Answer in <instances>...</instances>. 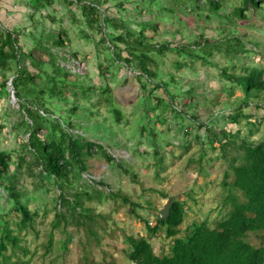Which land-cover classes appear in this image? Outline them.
Listing matches in <instances>:
<instances>
[{
	"label": "trees",
	"instance_id": "obj_1",
	"mask_svg": "<svg viewBox=\"0 0 264 264\" xmlns=\"http://www.w3.org/2000/svg\"><path fill=\"white\" fill-rule=\"evenodd\" d=\"M55 1L35 0L39 9L41 6L52 5ZM62 1V7L75 4L80 10V23L85 25L81 32L86 38L92 37L90 32L94 30L100 34L96 45L100 43L105 49L111 50L107 61L122 63L118 66L133 72L137 70L138 74L135 76L142 79V82L151 80L153 86H164L163 82H154L152 78L157 77L159 56L168 50L186 54V57L175 61L177 69H180L187 59L211 58L214 53L222 50L226 56L235 60L220 68V74L227 80V95L235 98V102L231 103L232 111L216 115L222 122L218 128L208 126V123L204 122L197 125V129L204 127V133L198 135L201 147L204 144L213 147L214 143H218L224 154L227 147L240 151V154L230 155L227 163L234 174L233 187L224 196L226 203L230 204L229 209L218 218L213 227L206 221L193 222L181 234L179 226L183 223L186 213L185 203L178 198L172 199L169 214L164 219L154 216V224V217L150 220L137 214L133 207L131 211L144 223L147 236H126L127 259L133 264H264V139L256 141L253 136L264 121V113L260 122H255L251 114L244 111L251 104L258 108L264 107L259 101L264 96V51L258 50L260 43L245 41L240 33H237L238 24L233 18L244 19L248 11L264 17V0L158 1L162 4L157 14L162 11L171 12V17L183 21L185 29L191 33L186 43L178 46H172L167 40L150 43L151 39L159 35V19L144 5V0L136 6L137 13L140 15L143 10H147L150 16L140 19L136 15L134 21L122 18L120 14L102 16L100 6L109 0ZM120 5L123 6V3ZM34 13H31V18ZM184 14L194 23L190 25L189 21L184 19ZM213 17L219 18L221 22H229L232 26L224 24L217 37L208 36L206 27H209V21ZM30 20L33 24V30L29 32L33 43L31 47L20 44V31L0 26V95L8 94L7 80L12 75V86L18 105L15 112L19 117L14 123L9 122L10 129L17 130V134L22 130L28 135L26 141L20 140L17 154L0 148V187L5 194V202L10 204L9 213H12V223L17 230L13 233L8 220H4L3 230L0 232V264H6L10 257L18 252L25 255L27 249L24 244H20V233L27 227L33 229L35 224L37 212L31 210L25 201L28 196L22 184L23 168L28 175L38 178L43 186L46 182L55 184L58 193L54 206V227L59 226L61 221L64 225L69 221L77 226L82 224L85 231L99 242V228L92 223L93 208L86 204L84 199L89 200L92 192L99 196L111 194V190L103 191L95 183L89 182L84 184L89 190L70 189L75 181L82 179L83 173H87L90 167L88 162L92 156L103 158L110 164L116 163L101 141L85 134L88 131L101 130L105 136L112 139V128L106 127L105 121L88 123L87 118L99 116L100 106H106L115 123L125 122L120 103L113 97L107 84L97 86L94 83H85V75L78 71L72 72L61 62L62 59L69 60L64 53L66 50L63 49L69 41L64 27H60L59 31L45 32L38 30L33 19ZM129 23H134V27H130ZM198 26H201L200 31L196 30ZM108 27L113 30L107 31ZM148 29L152 31V36L147 35ZM246 43L253 47H247ZM54 47L63 49V54L56 52ZM249 52L260 55L259 64L240 61L243 59L241 54L247 57ZM72 55L76 56L74 52ZM22 59L27 61L29 67L21 64ZM100 67L103 70L108 69L104 65ZM236 90L241 92L240 96L234 95ZM151 97L156 99L155 102L148 98V102L138 113L137 121L142 130L151 131L154 136L155 122L162 123L156 110L165 109L169 103L161 96ZM63 105H66L64 111L54 116L53 112L63 108ZM171 110L176 109L171 106ZM134 111L133 108L132 112ZM215 117L213 119H216ZM197 118H201V115ZM191 123L197 124L195 120H191ZM225 124L231 125L229 131L225 129ZM242 124L250 125L249 135L238 142ZM6 125L0 115V134ZM77 129L81 132L76 131ZM114 143L117 144L116 141ZM189 143L190 141H187L186 145L181 142L178 146L188 149ZM159 145L154 142L152 165L164 169L163 159L166 152L161 150L162 145ZM198 157L200 162L202 155L199 154ZM194 160L196 159L188 158L187 163ZM32 165L37 167L36 173L32 172ZM34 188L37 189L35 186ZM234 189L239 194L234 193ZM123 200L133 206L128 197L123 196ZM161 232L167 238H172V243L168 253L156 254L149 238L158 236ZM48 244H45L47 250L51 240ZM17 262H20L19 259L13 264ZM85 264L97 263L86 261Z\"/></svg>",
	"mask_w": 264,
	"mask_h": 264
},
{
	"label": "rangeland",
	"instance_id": "obj_2",
	"mask_svg": "<svg viewBox=\"0 0 264 264\" xmlns=\"http://www.w3.org/2000/svg\"><path fill=\"white\" fill-rule=\"evenodd\" d=\"M152 1L143 2L159 19V35L151 39L150 43L156 44L163 40L169 41L172 46L186 43L191 33L185 29L184 22L171 17L169 11L157 14L162 4L158 1L162 0ZM140 2L141 0H109L100 6V11L102 16L120 14L122 18L134 21L138 15L136 6ZM120 3H123V6ZM62 5H64L62 0H56L52 5L41 6L39 9L35 0H0V26L20 31L19 42L25 47L33 45L29 36V32L33 30L30 19H33L38 30L45 32L59 31L60 27H64L69 41L65 43L63 49L66 50L64 53L69 57V62L66 59H62L61 62L72 72L78 71L85 75V83H94L97 86L107 84L110 87L113 97L120 103L125 122L115 123L107 107L100 106V115L87 118V122L105 121L106 127L112 128V139L105 136L101 130L88 131L85 134L101 141L116 163L110 164L103 158L92 156L88 162L89 170L82 174V179L73 183L70 190H89L84 187V184L89 182L95 183L103 191L111 190L112 193L96 196L95 192H92L89 200L84 199L86 204H90L93 208L92 223L99 228L97 233L99 242H97L93 235L85 231L82 224L77 226L69 221L64 225L61 221L59 226L54 227V206L58 193L55 184L46 182L43 186L38 178L28 175L23 168L22 184L28 196L25 201L31 210L37 212V215L33 229L27 227L20 233L22 236L20 244L25 245L27 252L25 255H21V252L12 255L6 264H13L17 259L20 261L17 264H85L86 261H94L97 264H133L126 256L128 249L126 236H147L144 223L131 211L133 207L137 214L151 220L165 204L167 198L165 196L178 198L185 203L186 213L183 223L179 226L181 234L193 222L206 221L210 227H213L218 218L229 209L230 204L226 203L224 196L233 187L234 174L227 163L230 155L240 154V151L227 147V152L224 154L219 149L218 143H214L213 147L206 144L201 147L198 135L204 133V127L197 129V125L204 122L208 123V126L218 128L222 122L216 115L224 111H232L231 103L235 102V98L227 95V80L220 74V68L235 60L226 56L222 50L214 53L211 58L187 59V62L177 69L175 61L186 57V54L168 50L159 56L157 77L152 78L154 82H163L164 86L163 84L160 87L153 86L151 80L142 82V79L137 78L135 76L138 74L137 70L133 72L118 66L122 63L107 61L111 50L105 49L100 43L96 45L100 34L94 30L90 32L92 37L86 38L81 32V29H85V25L80 23L82 16L78 7L75 4L68 7ZM94 5L99 6L96 3ZM32 12L35 13L31 18ZM150 12L143 10L138 17L147 19ZM246 14L247 17L244 19L233 17L238 24L236 31L245 41L253 40L260 43L258 50L264 51V17L250 11ZM183 17L190 25L194 23L185 14ZM224 24L228 27L232 26L229 22H221L219 18L213 17L209 21V27H206L207 35L217 37ZM128 25L134 27V23ZM112 30L111 27L107 28V31ZM196 30L200 31L201 26ZM147 35L152 36L150 29L147 30ZM246 46L250 47L251 44L246 43ZM53 49L63 54V49L55 47ZM73 52L76 56L72 55ZM241 56L243 59L240 61L246 64L260 63V55L255 52H249L247 57L242 54ZM22 60L21 64L29 67L27 61ZM101 65L109 70H103ZM12 78L10 75L7 80L8 94L0 95V115L7 124L0 134V148L17 154L20 140L26 141L28 135L22 130L17 134V130L10 129L9 122L14 123L19 117L15 112L18 105ZM153 95L161 96L166 103H169L165 109L156 110L162 123L155 122L154 136L151 131L142 130L137 121L138 113L148 102V98L155 102L156 99L151 97ZM234 95L240 96L241 92L236 90ZM259 101L260 105L264 104V96ZM171 106L176 110L172 111ZM65 107L66 105H63V108L55 110L53 115L62 113ZM133 108L134 112H132ZM244 111L251 114L255 122H260L264 107L258 108L251 104ZM199 115L201 118H197ZM212 116H216V119ZM191 120H195L197 124H192ZM230 126L225 124V129L229 131ZM249 127V124H242L238 142L249 135ZM76 131L81 132L80 129ZM253 136L256 141L264 139V121L260 123ZM187 141H190L188 149H184L185 146L181 148L178 146L181 142L187 145ZM154 142L160 144L159 146L162 145L161 150L166 152L163 159L164 169L152 165ZM199 154L202 155L200 162ZM25 158L28 159V156L25 155ZM188 158L196 160L187 163ZM31 169L33 173L37 172L35 165H32ZM233 191L239 194L237 190ZM123 196L128 197L133 206L126 204ZM9 209L10 204L5 202V194L0 187V232L3 230L4 220H8L11 231L16 233ZM154 219L155 217L152 220L153 224ZM50 240V248L47 250L45 244ZM149 240L156 254L169 252L172 238H167L163 232L158 236L150 237Z\"/></svg>",
	"mask_w": 264,
	"mask_h": 264
},
{
	"label": "water",
	"instance_id": "obj_3",
	"mask_svg": "<svg viewBox=\"0 0 264 264\" xmlns=\"http://www.w3.org/2000/svg\"><path fill=\"white\" fill-rule=\"evenodd\" d=\"M172 199H173L172 196L167 197L166 202L163 205V207L158 210L157 215H156L157 217H159L160 219H164L169 214L170 208L172 206Z\"/></svg>",
	"mask_w": 264,
	"mask_h": 264
},
{
	"label": "clouds",
	"instance_id": "obj_4",
	"mask_svg": "<svg viewBox=\"0 0 264 264\" xmlns=\"http://www.w3.org/2000/svg\"><path fill=\"white\" fill-rule=\"evenodd\" d=\"M167 199V198H166ZM155 216H156V214H155Z\"/></svg>",
	"mask_w": 264,
	"mask_h": 264
},
{
	"label": "crops",
	"instance_id": "obj_5",
	"mask_svg": "<svg viewBox=\"0 0 264 264\" xmlns=\"http://www.w3.org/2000/svg\"><path fill=\"white\" fill-rule=\"evenodd\" d=\"M27 4V3H26Z\"/></svg>",
	"mask_w": 264,
	"mask_h": 264
}]
</instances>
